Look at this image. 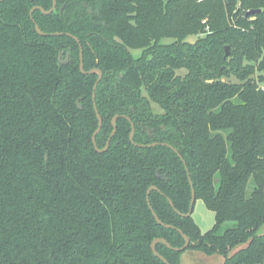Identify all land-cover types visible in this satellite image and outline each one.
<instances>
[{"label": "trees", "instance_id": "16d2710c", "mask_svg": "<svg viewBox=\"0 0 264 264\" xmlns=\"http://www.w3.org/2000/svg\"><path fill=\"white\" fill-rule=\"evenodd\" d=\"M36 5L53 0L0 1V264H166L151 243L181 247L177 228L221 264H264V0H56L31 16ZM80 47L84 70L103 72L95 100ZM94 101L99 148L119 115L104 152ZM190 179L215 216L206 231L178 212ZM153 185L174 227L154 217Z\"/></svg>", "mask_w": 264, "mask_h": 264}, {"label": "water", "instance_id": "95a60500", "mask_svg": "<svg viewBox=\"0 0 264 264\" xmlns=\"http://www.w3.org/2000/svg\"><path fill=\"white\" fill-rule=\"evenodd\" d=\"M0 1H2V0H0ZM55 8H56V0H53V5H52V7H51L49 10H46V9L43 8L42 6L36 5V6H34V7L31 9L30 14H31V16H32L34 10H36V9L41 10L44 14H50V13H52V12L54 11ZM259 11H260V9H251V10H248V11H247L246 15H253V14L259 12ZM35 28H36L37 32H38L39 34L43 35V36H48V35H52V34H53V35H61V34H64V32H55V33H47V32H44V31L40 28V26H39L37 23L35 24ZM67 34L70 35V36H73L71 33H67ZM73 37L79 42V38H78V37H76V36H73ZM226 54H229V48H228V46H226ZM80 55H81V61H80V69H81V71H82L83 73H95V72L98 73L97 81H96L95 84H94L93 99L95 100V90H96V88H97V85H98L99 81L102 79L103 72H102V70H101L100 68H93V69H91V70H89V71H85V70H84V64H83V50H82V47H80ZM59 59H60V60L62 59V54H61V53H60V55H59ZM68 62H69V55H67V57L62 61V63H63V64H67ZM78 104H79V102H78ZM79 107H81L80 104H79ZM94 108H95V111H96V114H97V118H98V127L96 128V130H95V132L93 133V136H92V138H93V143H94L95 148H96L97 151H99V152H104V151H106V150L108 149V147H109V145H110V141H111L112 136L116 133V130H117V123H116V120H117V118H118L119 116H118V115L114 116V118H113V120H112V124H113V132H112L111 136L109 137V139L107 140L105 147H104V148H99V147L97 146V142H96V135H97V133L100 131L101 127H102L103 120H102L101 115H100L99 112H98V108H97V105H96V102H95V101H94ZM127 119L130 120V122H131L132 131H131V133H130V139H131L132 142H134V140H133V136H134L135 124H134V122H133L129 117H127ZM148 131L150 132V129H148ZM134 143H135V142H134ZM155 144H156V143H154L153 145H155ZM164 144L170 146L172 149H174L176 152H178V151H177L173 146H171L170 144H167V143H164ZM182 160H183V158H182ZM187 171H188V168H187ZM188 174H189V171H188ZM190 183H191V186H192V198H191V201H190V208H189V211H188L186 214H184V213H181L180 211H178V210L175 208V210L178 211V212H179L180 214H182V215H190V214L193 212V209H194V205H195V201H196V192H195V189H194V187H193V182L191 181V179H190ZM152 189H158V187L155 186V185L151 186V187L148 189V196H147V201H148V204H149L150 209L152 210V213H153L154 217L156 218V220H157L160 224H162V225H164V226H166V227H170V228H171V227H174L173 225H171V224H169V223H165V222H163V221L159 218V216L157 215V213L155 212V210L153 209V207H152V205H151V202H150V198H149V193H150V191H151ZM169 202H170L171 206L174 207V203H173V201H172V200H169ZM177 229H178V231L183 235L184 240H185V243H184L181 247H173V246L171 245V243H170L166 238H164V237H157V238H155V239L152 241V243H151V247H152V250H153L154 254H155L156 256H158V257H159L164 263H166V264H171V263L168 261V259H167L165 256H163V255L157 250L156 245H157L158 242H162V243H164L167 247L172 248V249H174V250H176V251H184V250L189 246V244H190V238H189V236H188L187 234H185L180 228H177Z\"/></svg>", "mask_w": 264, "mask_h": 264}, {"label": "rangeland", "instance_id": "374dc122", "mask_svg": "<svg viewBox=\"0 0 264 264\" xmlns=\"http://www.w3.org/2000/svg\"><path fill=\"white\" fill-rule=\"evenodd\" d=\"M168 39H164L163 41H167ZM140 52L139 50H135L134 54L138 55ZM153 106L159 110L158 106L153 104ZM252 183L249 184V192L252 190ZM193 217L196 222L200 225L202 231H206L210 229L215 222L214 213L209 210L203 200L198 199L195 202L194 209H193ZM232 223H227L224 228L231 226ZM264 232V226L261 227L260 233ZM223 261V257L219 254L208 255L204 252L193 250V249H186L183 251L181 255V264H221Z\"/></svg>", "mask_w": 264, "mask_h": 264}, {"label": "flooded vegetation", "instance_id": "af4514ba", "mask_svg": "<svg viewBox=\"0 0 264 264\" xmlns=\"http://www.w3.org/2000/svg\"><path fill=\"white\" fill-rule=\"evenodd\" d=\"M61 54H62V53H61ZM59 55H60V54H59ZM67 55H69V54H67ZM67 55H66V57H67ZM59 60H60V59H59ZM60 61H61V63H62L63 59H61ZM68 63H69V62H68ZM68 63H67V64H68ZM62 64H63V63H62ZM118 116H119V115H118ZM126 117H127V116H126ZM148 129H150V132L148 131ZM153 131H154V130H153L152 128H150V127L147 128V132H148L149 134L153 135V133H152ZM134 132H135V130H134Z\"/></svg>", "mask_w": 264, "mask_h": 264}]
</instances>
